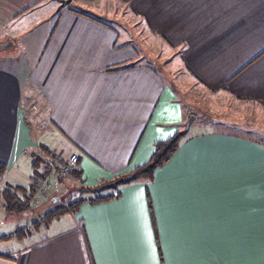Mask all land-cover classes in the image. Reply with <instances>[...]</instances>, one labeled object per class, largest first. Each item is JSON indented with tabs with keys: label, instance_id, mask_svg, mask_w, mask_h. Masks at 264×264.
Wrapping results in <instances>:
<instances>
[{
	"label": "crops",
	"instance_id": "crops-1",
	"mask_svg": "<svg viewBox=\"0 0 264 264\" xmlns=\"http://www.w3.org/2000/svg\"><path fill=\"white\" fill-rule=\"evenodd\" d=\"M60 5L0 0V45L13 43L0 48V162L11 186L32 182L35 157L69 168L79 191L146 165L157 143L188 124L181 83L264 110V0ZM120 189L118 199L86 201L24 240L2 241L0 264H139L149 258L139 200L159 264H264V143L186 135L151 180ZM0 219V235L20 228L1 231L14 226L2 203Z\"/></svg>",
	"mask_w": 264,
	"mask_h": 264
},
{
	"label": "rangeland",
	"instance_id": "rangeland-1",
	"mask_svg": "<svg viewBox=\"0 0 264 264\" xmlns=\"http://www.w3.org/2000/svg\"><path fill=\"white\" fill-rule=\"evenodd\" d=\"M122 19H126L127 21L131 22L133 26L138 27L139 30L141 29L138 19L135 18L134 16H132L131 18L128 15L122 17ZM129 22L125 23L122 20L121 24H124V27H129L131 26ZM133 26L131 30L135 32L136 29ZM133 42L135 43V41ZM153 53H155L154 50ZM148 54L149 56H151L150 53ZM169 68L170 70L166 69V75L167 77H170L173 80H175L173 78L174 69L171 66ZM181 86L186 91L185 96L187 98V101L184 104L187 106L189 104L191 107V111L189 113V120L192 116L194 118L190 122L189 126H186L185 124L186 122L182 124L180 126L181 130L179 132L186 131L187 133L186 135L189 136L196 133L199 134L207 131H216L227 135H234V136H240L246 138L248 137L250 139H256L264 143V110H262L261 108L255 105H249V104L238 105L234 102L232 104L226 105L225 103L220 101V97L212 96L211 94L205 93L203 90L200 89H194L192 85L187 86L184 83H181ZM226 108L228 110L233 109L234 111L231 112L228 110L224 111V109ZM202 115H204V118L206 119H203ZM192 122L193 124L191 125ZM39 171L40 172L43 171L42 166H40ZM7 173H8L7 181L11 182L12 172L11 169L9 170V167H7ZM54 173L56 175V178L51 177L46 182L41 183L40 189L34 201L32 202V207H33L32 211L27 212L26 214H24V216H19L18 218L13 219L14 226L4 227L1 231H4V233L9 232L10 230L15 231L14 229H18V227H25V226H28V229L32 230L31 229L32 222L42 214V212L45 210L46 207H49L52 204L54 198L58 200L56 203L53 204L55 206L58 203H61L62 205L69 204L70 202L77 200V197L81 196V193L77 188L71 189L73 187L72 186L73 184L70 183L71 182L70 179H67L68 176L67 177L61 176L59 171L57 170ZM103 184L105 183H100L97 186ZM87 195L92 196L93 192H87L86 194L84 193L85 197H88ZM49 202L51 203L50 205ZM0 203H2V199ZM33 211H35V213H33ZM3 248L4 247H2V250H4ZM17 249L18 247H13L14 251H16ZM5 251L6 253L13 252L11 249Z\"/></svg>",
	"mask_w": 264,
	"mask_h": 264
},
{
	"label": "trees",
	"instance_id": "trees-1",
	"mask_svg": "<svg viewBox=\"0 0 264 264\" xmlns=\"http://www.w3.org/2000/svg\"><path fill=\"white\" fill-rule=\"evenodd\" d=\"M61 11V10H60ZM81 13V12H79ZM186 131L177 132L171 138L166 141H162L156 144L155 152L150 161L142 166L134 169L130 174L121 176L114 179L113 181L106 182L103 185L97 186L96 188H80L81 196L69 204L53 205L49 202V206L46 207L42 214L36 218L32 224L31 229L33 231L39 230L41 227H48L50 224L63 217L67 213H76L79 207L88 201L90 204H100L105 202H110L114 199H118L121 196V187L129 185L138 181L141 178L152 179L154 171L164 166L172 156L180 148V144L183 138L186 136ZM41 149L48 155L51 151L45 146H41ZM42 166L43 171L40 172L39 168ZM33 174L32 182L27 187L21 186H11L5 181V174L7 173V166L0 162V186L4 187V190L0 192V198L2 199V205L6 216L13 217L14 219L19 216H24L27 212L32 211V202L34 201L41 183L46 182L56 170L59 171L61 166L59 163L55 162L54 159L48 164L44 162L42 158L35 157L32 163ZM73 176L78 175L77 171L73 172ZM107 191H115L114 193H107ZM93 192V197L85 199L84 193ZM0 199V201H1ZM35 213V211H33ZM32 230L28 229V226L20 227L13 233L0 235V243L4 240L17 239L24 240L28 237ZM4 254L0 253V256ZM6 256V255H5Z\"/></svg>",
	"mask_w": 264,
	"mask_h": 264
},
{
	"label": "snow or ice",
	"instance_id": "snow-or-ice-1",
	"mask_svg": "<svg viewBox=\"0 0 264 264\" xmlns=\"http://www.w3.org/2000/svg\"><path fill=\"white\" fill-rule=\"evenodd\" d=\"M138 206H139V221L146 241V255L149 257L148 259L140 261L139 264H159L158 260L151 258L154 253V244L152 242V233L146 217L145 206L142 200L138 201ZM180 264H183V262H180Z\"/></svg>",
	"mask_w": 264,
	"mask_h": 264
},
{
	"label": "water",
	"instance_id": "water-1",
	"mask_svg": "<svg viewBox=\"0 0 264 264\" xmlns=\"http://www.w3.org/2000/svg\"><path fill=\"white\" fill-rule=\"evenodd\" d=\"M71 3H72V0H62L61 1V5L58 8L59 11L62 10V9H64L65 7H67L68 5H70ZM12 45H13L12 42H8V43H5V44L0 45V48L2 50H5V49L9 48ZM191 121H192V118H190V120H189V122H188V124L186 126H189ZM57 201L58 200L56 198H54L53 201H52V204L56 203Z\"/></svg>",
	"mask_w": 264,
	"mask_h": 264
},
{
	"label": "built area",
	"instance_id": "built-area-1",
	"mask_svg": "<svg viewBox=\"0 0 264 264\" xmlns=\"http://www.w3.org/2000/svg\"><path fill=\"white\" fill-rule=\"evenodd\" d=\"M69 162H70V166L71 167H76V165L78 164V162H79V158H78V156H76V155H72L71 157H70V159H69ZM59 173H60V175L61 176H65V177H67V176H69V173H70V170H69V168H64V167H61L60 168V170H59Z\"/></svg>",
	"mask_w": 264,
	"mask_h": 264
}]
</instances>
